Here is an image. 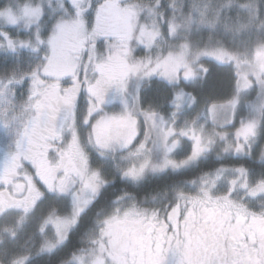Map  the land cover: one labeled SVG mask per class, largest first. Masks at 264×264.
<instances>
[{
	"label": "snow or ice",
	"instance_id": "snow-or-ice-1",
	"mask_svg": "<svg viewBox=\"0 0 264 264\" xmlns=\"http://www.w3.org/2000/svg\"><path fill=\"white\" fill-rule=\"evenodd\" d=\"M0 264H264V0H0Z\"/></svg>",
	"mask_w": 264,
	"mask_h": 264
}]
</instances>
